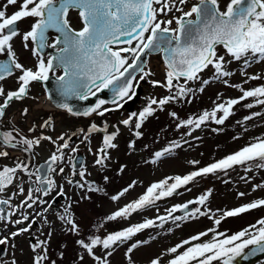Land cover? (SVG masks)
Segmentation results:
<instances>
[{"label":"snow or ice","instance_id":"snow-or-ice-1","mask_svg":"<svg viewBox=\"0 0 264 264\" xmlns=\"http://www.w3.org/2000/svg\"><path fill=\"white\" fill-rule=\"evenodd\" d=\"M18 0H6V3L0 9V54L6 53L7 59L0 61V81L13 76L14 71L18 70L20 75L16 78L18 88L7 91L0 85V117H4L5 110L14 100H22L29 94L30 85L34 82H43L49 80V74L55 73L56 69H61L62 74L56 76L58 81L59 94L66 100L72 98L87 100L90 96H95L97 92L104 89H110L113 93L111 103L115 109L122 107V102L127 98L131 100L135 95L134 80L137 77L129 72L130 69H136L143 73L139 80H145L152 75L150 71H144L138 62L142 61L145 54L158 52L163 54V62L166 68L165 81L151 80L149 83L153 87H163L168 90L170 95L156 98L150 97L147 104L139 113H132L127 119L120 123L129 126L135 119L134 135L139 138L142 133L139 131L143 123L157 110H163V106L183 99L189 96V93L203 91V86L194 90L189 86L190 82L200 81L201 85H208L210 79H201V73L210 66L214 70L213 78L221 80L233 75L226 69L225 55L218 54V46L223 47L228 57L236 61L243 59L244 67L247 68L253 62H264V0H228L223 9H221L219 0H198L187 11L182 5H186L188 0H23L19 9L11 15L6 13L8 6H15ZM70 10L78 11L82 27L75 30L71 27L69 20ZM181 13L176 16L174 13ZM161 16L168 17L161 19ZM26 18H32L34 22L30 28L21 32L19 22ZM175 23V27L172 24ZM52 30L58 35L53 38L51 44L48 43L49 32ZM126 38V39H122ZM19 38L24 49L29 48V42L34 46L31 48L32 55L37 58L35 68H25L18 59L14 51L13 41ZM135 41V46L133 42ZM124 44L127 47L114 48L113 45ZM45 48L55 49L56 55L49 56L45 61L41 53ZM132 54L131 63L128 62V55ZM146 61L144 64L146 65ZM128 74V75H126ZM243 75L247 73L242 72ZM264 79L260 75H250L244 83L249 80L255 81ZM183 80V84L180 81ZM175 81V83H174ZM138 83V81H137ZM227 86L228 81L223 79ZM242 92V95L236 99H228L222 103H216L215 107L209 112L204 111L198 117H190L181 121L178 128L191 126L187 135L191 131L200 129L207 121H212L217 125H223L225 121L233 114L234 106L248 98H254V103L245 105L252 108L255 105L264 106V85L251 89H244L242 85H232ZM187 102H190L188 100ZM104 100H98L95 106L85 111H74L67 103L59 105L67 109L72 115L89 116L93 113L103 117L105 113L115 109L103 107ZM155 106V107H154ZM28 109H24L22 115H26ZM218 113H221L218 115ZM175 117V113H170ZM260 113H253L244 119L250 120L253 116ZM51 123V117L45 121L41 127H48ZM35 126L29 128L32 132ZM83 131V130H81ZM92 133H104L102 136L101 147L96 150V159L94 164L105 166V161L109 158V150L117 145L114 143L119 135V129L108 133L107 125L99 127L97 124H90L84 138ZM19 135V140L13 135L12 131L0 132V144L8 149H17L23 146V151L31 152L35 147L41 145V141H49L56 145V151L53 152L47 163V170L42 175L41 168L36 172L28 171V165L18 162L14 167L3 166L0 168V193H4L9 186H15L18 194L24 195L25 189L16 180L21 179L18 172L26 173L29 177V183H32L31 177L35 175L36 187H29L25 199L16 207H27L31 209L37 203L48 204V201L40 200L34 196V193H41L47 197L56 188V182L51 174H63L65 169L60 167L58 170L54 165L63 160L64 150L69 149V139L63 135L53 139L50 136L42 135L38 138H27ZM57 140L62 143L57 145ZM133 143H129V148ZM180 145L174 143L172 148H178ZM172 148H166L163 152L155 153L157 159L165 153L172 151ZM72 153L78 151L77 148H71ZM91 151V149H89ZM10 155L7 150H0V158H6ZM192 164L197 161H190ZM247 166L264 169V138H256V142L250 143L216 162H213L203 168L192 171L184 176H175L165 180L153 183L146 192L140 195L136 200L129 202L125 206L114 211L106 217V221H115L118 218L127 219L132 213L152 206L156 201L165 197H170L177 193V190L194 182L196 178L216 174L217 172H226L235 166ZM123 169H121L122 171ZM78 175L83 179L86 172L83 168ZM172 180V183H169ZM107 181V177H105ZM72 183L71 180L68 181ZM135 182L128 188L121 190L118 195L111 197L113 201L118 200L134 187ZM85 184H79L78 187L84 188ZM257 188H264V184L254 185L253 191ZM87 190L103 191L102 188L88 182ZM64 190L60 186L57 195L63 196ZM211 194L208 190L205 194L199 196L196 201H188L183 205H175L168 211V216L174 221L185 219H196L198 217H207L212 219L216 226H219L223 220L229 217H238L248 213L251 210L264 208V198L255 199L249 203L242 204L233 209L224 210L219 217L208 207L207 201ZM246 193L240 192L238 196L243 197ZM87 197H85L86 199ZM11 197L0 199V205H7L12 211L6 215L0 214V220H8L16 225L23 224L29 220V216L24 214L21 219L10 221V217L16 214V208L10 204ZM199 204L203 206L189 210V204ZM52 205L44 208L47 212ZM185 210L184 216H173L178 210ZM217 212L220 210L217 209ZM5 209L0 208V213ZM40 215V213H37ZM58 219L66 224L68 231L79 235V225L75 222L74 214L69 204L64 208L63 214L58 213ZM164 220V217H159ZM45 223H48L45 219ZM154 225L152 219L142 223L129 226L122 230L109 233L104 237L100 235H89L78 239L76 243L85 250L96 264H110V257L113 256L117 248L129 241L137 233ZM32 225L21 227L18 231L10 233V237L0 238V246H8L10 238L20 236L22 233H28ZM97 227H103L99 225ZM212 233L210 239L201 241ZM51 236V232L48 234ZM147 241H137L127 247L125 257L128 264H134L131 254L141 244ZM48 241H37L31 244V250L34 253L32 264H44L48 260L47 255ZM185 245H189L185 247ZM15 248V244H11ZM102 249V254L97 255L96 250ZM183 251H179L180 249ZM40 250L37 252V250ZM171 254L168 264H234L237 258L247 260L250 256L264 253V217L256 220L255 223L241 229L231 235L225 232H219L215 228L199 232L189 239L167 249ZM63 255V254H61ZM83 260V256L80 257ZM0 264L6 262L0 261ZM12 264H17L15 259ZM50 264H55L51 261ZM149 264H161L159 258H153Z\"/></svg>","mask_w":264,"mask_h":264},{"label":"rangeland","instance_id":"rangeland-1","mask_svg":"<svg viewBox=\"0 0 264 264\" xmlns=\"http://www.w3.org/2000/svg\"><path fill=\"white\" fill-rule=\"evenodd\" d=\"M197 1L188 0V3L193 5ZM227 2L228 0H220L221 9L224 8ZM5 3L6 0H0V9ZM188 3L184 6L189 5ZM17 7H19L18 4L8 6L6 12ZM69 14L74 27H78L81 20L77 11L71 10ZM165 18L161 16V19ZM29 23V20H23L19 30L21 32L26 31ZM15 42L17 43H14V51L19 52V55L26 59L24 61L32 63L31 50L24 49L19 38H16ZM218 54L225 55L226 60L229 61L226 64V69L233 73L230 77L223 78L228 81V85L226 86L223 83V79L215 80L213 78L214 70L210 66L200 74L202 80L211 78L208 85H201L200 81L189 83V86L194 90L199 89L201 86L204 90L202 92L195 91L194 94L189 93L188 97L170 102L163 106V110H157L153 116L143 123L142 128L139 130L142 135L139 138L133 134L134 131H137L135 129V119L127 127L120 122L127 119L132 113L138 114L150 97L162 98L170 95L166 88L153 87L149 83L151 80L165 81L166 68L161 54L158 52L146 54L144 62L147 63L142 65L144 70L150 71L152 75L145 80H139V76L142 74L140 71L136 72L138 74L136 76L137 80L134 82L136 95L131 100L125 98L122 107L118 109H115L113 104L104 105L103 107L115 110L105 113L103 117L93 113L89 116H75L65 120L62 110H55V118L51 119L50 126L41 127L49 119L45 116L42 120V114L46 115L45 112H50L45 110L44 112L42 109L47 108L38 100V95L44 92L43 89H40L38 93L29 95L27 98L25 97L18 103L14 102L19 106L14 109L10 108L8 112L9 120H14L16 123H12L14 126L29 137L38 138L47 135L56 139L63 135L65 139L70 138V147L64 150L63 160L55 165L57 170L63 167L65 169L64 173L52 174L57 188L47 197L41 193H34V196L39 197L40 200L48 201V204L37 203L31 209L26 206L16 207L25 199L28 189L26 180L22 186L25 189L24 195L18 194V190L15 189L14 185L9 186L4 192L7 198L11 197V203L12 201L15 202L12 206L16 208V214L10 217V221L21 219L24 214L29 216V220L20 225L11 223L8 220H0V238L10 237L11 232L18 231L21 227H27L28 224H31L32 227L28 233L10 238V244L5 246L6 249L2 253L0 248V261L12 264V260L15 259L17 264H32L34 253L30 245L35 244L38 240H47L48 260L44 264H50L51 261H55V264H96L85 250L76 243L78 239L89 235L104 237L109 233L152 219L154 221L152 227L142 230L117 248L113 256L110 257V264H128L125 252L127 247L137 241H147V243L141 244L131 254L134 264H149L152 257H158L163 264H166L171 258V254L167 252V249L199 232L215 228L219 232L231 235L264 217V208H259L238 217L226 218L219 226H216L213 220L207 217L180 221H174L171 217L165 220L159 219L161 215L168 213L173 206L183 205L188 201H196L199 196L205 194L208 190H211V194L207 205L215 212L216 217H219L224 210L233 209L255 199L264 198V188H257L253 191L254 185L264 184V169L253 166L250 170H246L247 166L245 165L235 166L226 172L198 177L194 182L178 189L177 193L172 196L162 198L152 206L132 213L127 219L118 218L115 221H106L108 215L136 200L153 183L177 175L181 177L187 175L239 151L250 143L256 142V138H264V106L245 107L248 103H254V98H248L234 106L233 114L229 116L223 125L207 121L200 129L191 131V135H187L191 126L177 127L181 121H185L190 117H198L204 111L210 112L216 103L240 97L242 92L232 87V85L240 84L246 90L264 85V79L249 80L248 83H244L247 76L250 75L264 77V62H253L245 68L243 59L236 61L228 57L223 47L218 46ZM242 72L247 73V75H243ZM180 83L183 84V80ZM188 100L190 102H187ZM24 109H28L26 115H22ZM257 112L260 115L253 116L250 120L244 119ZM170 113H175V117ZM220 114L218 113V115ZM39 121H41L40 124ZM92 123L97 124L99 127H104L106 124L108 133L115 131L116 128L119 129V135L114 141L117 147L109 150V158L105 161L103 167L95 165L94 161L96 150L101 147L104 133H92L88 139L84 138V133L87 132ZM33 126H35V130L30 132L28 127ZM69 129H72V131L66 132V134L63 133ZM130 142L133 143L132 148H129ZM60 143L62 142L57 140V145ZM174 143H178L180 147L172 148ZM73 147L77 148L78 151L72 153L71 148ZM166 148H172V151L157 159L155 153L163 152ZM55 151L56 145L49 141H41V145L34 148L36 160H41L42 157L51 155ZM76 153L82 154L83 162L77 171L79 173L81 168L85 170L86 175L83 179L79 175L73 177L70 157ZM190 161H197L198 163L192 164ZM121 169L123 170L121 171ZM18 176L22 178L21 174ZM105 177H107V181H105ZM69 180L72 181L71 184L68 183ZM88 182L102 188L103 191H88ZM133 182H135L134 187L130 188L124 196L116 201L111 199L112 196L118 195L121 190L128 188ZM172 182V180H169V183ZM79 184H85L86 186L80 188L78 187ZM60 186L63 187L65 193L63 196L57 195ZM240 192L246 193V195L240 197L238 196ZM85 197L87 198L85 199ZM49 204L52 206L45 212L44 208L48 207ZM69 204L75 222L79 225V235L68 231L69 226L58 219V213L63 214L64 208ZM196 207H201L203 210V206L193 203V209ZM217 209L220 211L217 212ZM37 213H40V215H37ZM175 213L173 216L185 215V213ZM45 219L48 223H45ZM101 224L103 227H97ZM49 232H51V236L48 235ZM211 236L212 233H209L208 236L203 237L198 242L206 241ZM11 244H15L16 247L12 248ZM188 246L185 245V247ZM183 250L182 248L179 251ZM39 251L38 249L37 252ZM102 251L98 248L96 254L101 255ZM81 256H83V260L80 259ZM250 264H262V262L261 260H255Z\"/></svg>","mask_w":264,"mask_h":264},{"label":"flooded vegetation","instance_id":"flooded-vegetation-1","mask_svg":"<svg viewBox=\"0 0 264 264\" xmlns=\"http://www.w3.org/2000/svg\"><path fill=\"white\" fill-rule=\"evenodd\" d=\"M22 2H23V0H18V3H17L18 6H20V3H22ZM219 3H220V0H219ZM194 4H196V3H194ZM191 6H192V4H189L187 6L182 5L181 7H183L184 10L187 11ZM18 9H19V7L15 8V9H11L10 11H8L6 13L8 15H11L12 13H14ZM77 13H78V11H77ZM179 14H181V13H179ZM25 20H29L30 21L29 26L27 28V30H28L30 28V25L34 22V20L32 18H26ZM69 20H70L71 27L73 29H79L82 26V22H81L78 27H74V25L71 22V17L70 16H69ZM21 22H19L18 27L20 26ZM57 35H58L57 33H54L52 30H50V32H49V37L50 38L48 40V43L51 44L53 42V38L55 36H57ZM14 43H17V42H15V40L13 41V46L15 47ZM29 44H30V47L31 48L34 46L31 42H29ZM132 46H135V42H133V45ZM30 47L28 48L29 50H31ZM41 55H42V57L46 61L49 58V56H51L50 48L44 49V51L41 53ZM30 56L32 57V63L27 62V61H24L26 59L23 56L19 55V52H17V59H18V61L22 65H24L25 68H33V70H34L35 64L37 63V58L32 55V52H31ZM6 59H7L6 53L0 54V61L6 60ZM60 73H61V69H56V71H55L54 74L53 73H50L49 75H55V76H57ZM19 75H20V72L18 70H16V71H14L13 76L7 78L4 81H0V85H2L4 87L5 92L12 91V90H16L18 88V82H17V79L16 78ZM40 89H44V82H34V83H32L30 85V88H29V94L26 96V98L29 95L38 93ZM2 99L3 98L0 97V102H2ZM18 101H20V100H14L13 102H11L10 105H9V107L5 110V112H6L5 116L4 117H0V132L7 131L8 130V127L12 125L11 119L9 120L8 112H9L10 108H13L14 109L17 106H19V104H14V102H17L18 103ZM22 107H24V106H22ZM6 149L7 148H5L2 144H0V150H6ZM23 159H24V153H23V151H21L20 154H18V156H16V154H11V155H9L6 158H0V168H2L3 166L14 167L16 163L23 162ZM30 160L31 161H29L27 163V165H29L28 166V171L34 173V172H36L38 162H40L41 160H36V156H35L34 160H33V158L31 159V157H30ZM19 174L22 175V178L20 180H16L15 183H19V184H21V186L24 185L25 180H27V182L29 183V177H28V175L26 173L18 172V175ZM52 174H51V176H52ZM31 181L33 183V185L31 187L34 188V187L38 186L35 183V175H33L31 177ZM30 185H31V183L28 184V187H30ZM15 189L18 190L16 187H15ZM2 198L8 199L4 193H0V199H2ZM19 201H21V200H19ZM13 202L14 201H12V203H11V201H10V204L12 205ZM4 207H5V209H8L9 211H11V208L9 206L4 205ZM0 214L3 215V213H0ZM153 258H158V257H152V258H150V260L153 259ZM255 260L256 261L257 260H261L262 264H264V256H261L259 258H256V259L252 260L250 263L254 262ZM250 263H248V264H250ZM161 264H163V263L161 262ZM166 264H168V262ZM234 264H241V263H239L238 259H236L234 261Z\"/></svg>","mask_w":264,"mask_h":264},{"label":"water","instance_id":"water-1","mask_svg":"<svg viewBox=\"0 0 264 264\" xmlns=\"http://www.w3.org/2000/svg\"><path fill=\"white\" fill-rule=\"evenodd\" d=\"M122 39H126V38L122 37ZM54 55H56V51L52 50V56H54ZM145 56H146V54L143 56L142 61L138 62L141 66L144 63ZM162 56H163V54H162ZM137 71L138 70H136V69H130L129 70V72L133 73L134 75L136 74ZM126 75H128V74H126ZM49 77L50 78H49L48 81H43L47 92L50 94V96L55 100V102L58 105H61L63 103H67L70 107L73 108L74 111L82 113L86 109L92 107V105L97 101L98 97H101L104 100L110 101V102L113 99L112 91L110 89H104V90H102L100 92H97V94L95 96H90L89 99H87V100H79V99H75V98H72L70 100H66L64 97H62L59 94L58 81L56 80V76L55 75H51ZM49 157H47L45 160L40 161V163L37 166V168H41L43 170L41 172L42 175L47 170V163L46 162L49 160ZM81 159H82V155L76 154L75 157H74V165L77 166L81 162ZM32 185L33 184H31V186ZM0 206H1V208H4V205H0ZM192 209H193V204H189V210H192ZM6 213H7V210H5L4 215H6ZM177 213H185V210H183V209L178 210ZM161 217H164L166 219L169 216H168V214H166V215H163ZM261 256H264V253L257 254L255 256H250L247 260H245L243 258H238V260H239L240 263L245 264V263H249L251 260H253L255 258H258V257H261Z\"/></svg>","mask_w":264,"mask_h":264},{"label":"bare ground","instance_id":"bare-ground-1","mask_svg":"<svg viewBox=\"0 0 264 264\" xmlns=\"http://www.w3.org/2000/svg\"><path fill=\"white\" fill-rule=\"evenodd\" d=\"M40 103H41V104H44L46 108H55V107H56V105H55L56 103L53 102V100L50 99V97L47 98L46 96H43V97L40 99ZM81 103H82V102H81ZM81 103H80V104H81ZM80 104H79V105H80Z\"/></svg>","mask_w":264,"mask_h":264},{"label":"trees","instance_id":"trees-1","mask_svg":"<svg viewBox=\"0 0 264 264\" xmlns=\"http://www.w3.org/2000/svg\"><path fill=\"white\" fill-rule=\"evenodd\" d=\"M9 130L8 131H12L13 132V135L16 136V139L19 140V135H17L16 131L13 129V127H9L8 128ZM24 153V159H23V162L22 163H27L28 162V152H25L23 151Z\"/></svg>","mask_w":264,"mask_h":264}]
</instances>
